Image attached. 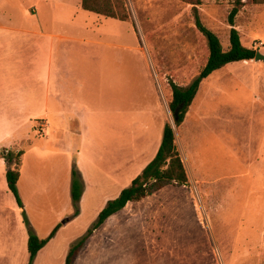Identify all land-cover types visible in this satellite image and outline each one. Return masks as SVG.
Here are the masks:
<instances>
[{
    "label": "rangeland",
    "instance_id": "374dc122",
    "mask_svg": "<svg viewBox=\"0 0 264 264\" xmlns=\"http://www.w3.org/2000/svg\"><path fill=\"white\" fill-rule=\"evenodd\" d=\"M82 2L0 0V87L20 91H0V264H30V237L48 239L59 225L33 264H65L107 203L141 175L134 167L115 186L101 170L108 167V143L125 136L118 130L127 124V138L141 145L145 122L152 130L147 159L170 124L190 184L130 203L94 233L75 264H264V62L233 63L205 79L180 126L170 109V82L188 88L209 58L193 4L228 51L236 0H123L125 22L86 12ZM235 28L246 48L264 55V4L249 0ZM86 39L101 44L79 42ZM29 57L36 60L37 99L79 96L78 89L104 97L93 103L105 111L87 118L79 152L59 132L63 120L53 103L49 118L39 101L34 116L18 103L28 95ZM109 96L121 108L132 105V114L117 115L116 135ZM19 151L22 207L8 187V165H1L4 155ZM74 173L85 191L79 204L72 198Z\"/></svg>",
    "mask_w": 264,
    "mask_h": 264
},
{
    "label": "trees",
    "instance_id": "16d2710c",
    "mask_svg": "<svg viewBox=\"0 0 264 264\" xmlns=\"http://www.w3.org/2000/svg\"><path fill=\"white\" fill-rule=\"evenodd\" d=\"M248 1L236 0L235 6L230 14L229 21L232 28L230 31V48L228 51H224L218 36L203 25L197 8L199 4H193L196 27L208 42L209 58L199 76L188 88H183L174 82H170V109L175 114L177 126H180L185 121L205 79L230 64L255 60L258 51L246 48L242 44L239 31L235 28V18ZM253 3L257 5L264 4V0H253ZM82 8L85 11L122 22L128 20V14L123 0H83ZM23 155L24 152L22 151L17 154L12 153L8 156L4 155L8 165V187L16 197L20 207H22V201L19 195L18 183L21 177L20 169ZM189 184V174L177 145L175 131L170 124H166L162 143L155 159L141 175L133 180L129 188L124 189L117 199L108 203L106 208L100 213L98 221L89 230L87 236L71 248L66 259V264H75L81 251L94 233L101 229L112 216L123 211L128 204L141 202L167 187H187ZM83 191V184L74 173L72 198L76 204L80 203ZM61 228L62 225H59L50 237L45 240H41L35 235L30 237V264L34 263L40 251L55 238Z\"/></svg>",
    "mask_w": 264,
    "mask_h": 264
},
{
    "label": "crops",
    "instance_id": "0c3cea01",
    "mask_svg": "<svg viewBox=\"0 0 264 264\" xmlns=\"http://www.w3.org/2000/svg\"><path fill=\"white\" fill-rule=\"evenodd\" d=\"M83 9V8H82ZM85 11V10H84ZM88 12V11H86ZM91 13V12H89ZM95 14V13H92ZM97 15V14H95ZM99 17H102L101 15H97ZM111 19V18H110ZM115 20V19H114ZM122 22V21H121ZM82 29H85V33H89V31H92L90 27L86 25V23L82 26ZM101 29H94L93 31L98 32ZM84 33V32H83ZM34 36L37 35L36 32L33 33ZM81 43H87L89 45H100L101 41H98L97 39H86V40H79ZM112 46V45H110ZM35 45L32 48V51L35 49ZM31 50V46L29 47ZM29 50V52H31ZM4 52L3 48L1 49V53ZM24 69V74L28 80V95L22 98L18 103H26L29 105V116H34L33 108L35 109V103L38 101L44 104L45 107V113L46 117H50V113L53 112V110L50 109V104L53 103L55 105V116L58 119H62L63 123L60 122L58 125L60 126L58 129L59 132L65 134L64 136H70V139L73 143L72 146L76 148V151H80L82 148L81 141H83L84 137V127L87 126V118L90 115H95L102 113L105 110H101L99 106L97 105L96 108L93 107V103H98L101 101H104V97L101 96H83L79 92V89L77 90L79 96H41L39 99L36 98V81H37V66H36V60L31 62V57L28 59V65ZM51 72L49 70L48 72V79L51 78ZM4 78V77H2ZM32 86V87H31ZM1 92L9 93L11 96L15 94V91H18L17 93L20 95L19 90H12L9 87L2 86L0 87ZM68 90H66L67 92ZM109 103H112L113 105H110L108 108L109 115H113L114 119L111 121V118L109 119V127L113 129L114 134L117 133V115H127L132 110V105L130 106V109H127V106L124 108H121L117 105V96H109L108 98ZM14 101V100H13ZM16 101V100H15ZM105 102V101H104ZM123 101H120L121 103ZM127 102V101H125ZM131 102V100L129 101ZM84 103V104H83ZM34 104V106H32ZM99 108V109H97ZM132 114V112H131ZM147 117V116H146ZM148 119V118H147ZM132 122V119H131ZM147 124H144V129H142L143 134V140L144 143L140 145V143L135 142L134 144V138H130V136L127 138V124H125V129H119L118 131H124L123 133L125 136H123L122 140H117L116 136L112 139V142L108 143V149H109V155H108V167L107 169L104 168L101 170V174L103 177L107 178L109 181L113 182V184L116 186L118 182L121 180H124L127 178L131 173L134 167L138 168L139 174H142L143 171L147 168V166L155 159L160 146L158 145L157 150L154 152V155L152 158L147 159V156L149 154V146H148V135L152 132L149 131L148 128V122H145ZM133 125V123H132ZM131 123L129 124V128H132ZM44 128H48V124L45 123ZM165 128V127H164ZM33 129V128H32ZM44 129V130H45ZM87 129V127H86ZM164 132V131H163ZM46 134V131H44ZM127 139H129V144H127ZM20 152V151H19ZM24 152V151H22ZM18 153V152H17ZM25 154V153H24ZM24 156V155H23ZM23 158V157H22ZM79 164V163H78ZM2 169H5L7 167L6 162L1 160ZM22 166V161H21ZM21 172V169H20ZM4 175V173H3ZM82 176V175H81ZM21 179V177H20ZM20 181V180H19ZM133 182V181H132ZM132 184V183H131ZM72 185L73 182H71V191H72ZM131 186V185H130ZM129 186V187H130ZM122 193V192H121ZM85 194V191L84 193ZM121 195V194H120ZM119 195V196H120ZM84 196V195H83ZM82 196V198H83ZM82 201V199H81ZM80 201V203H81ZM108 205V203H107ZM106 205V206H107ZM129 205V204H128ZM106 208V207H105ZM104 208V209H105ZM103 209V210H104ZM77 217V215L75 216ZM74 217V218H75ZM107 223V222H106ZM65 226V225H64ZM105 226V225H104ZM103 226V227H104ZM60 231V230H59ZM58 234V233H57ZM56 237V236H55ZM66 264V263H65Z\"/></svg>",
    "mask_w": 264,
    "mask_h": 264
},
{
    "label": "water",
    "instance_id": "95a60500",
    "mask_svg": "<svg viewBox=\"0 0 264 264\" xmlns=\"http://www.w3.org/2000/svg\"><path fill=\"white\" fill-rule=\"evenodd\" d=\"M254 61L255 62H264V55L258 51ZM66 224H67L66 222H63V225H66Z\"/></svg>",
    "mask_w": 264,
    "mask_h": 264
}]
</instances>
